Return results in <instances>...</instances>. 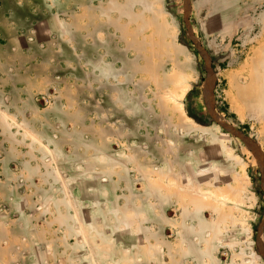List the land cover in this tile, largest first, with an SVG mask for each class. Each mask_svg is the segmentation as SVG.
Masks as SVG:
<instances>
[{"label": "crops", "instance_id": "1", "mask_svg": "<svg viewBox=\"0 0 264 264\" xmlns=\"http://www.w3.org/2000/svg\"><path fill=\"white\" fill-rule=\"evenodd\" d=\"M215 1L224 7V1L235 0ZM246 1L243 11L206 12L225 17L222 33L243 42V56L221 73L239 103V78L245 74L262 80L264 94V0ZM116 12L102 11L101 0H0V264H174V245L160 244L164 206L133 199L142 174L135 169L120 178L112 176L117 169L101 166L109 155L123 158L106 149L117 127L102 133L101 121L121 127L127 143L138 125L126 99L115 100L132 96L125 83L132 79L130 45L109 23ZM205 109L203 123L213 119L212 101ZM232 112L239 119L248 111L239 106ZM263 167L264 160L257 164L259 173ZM69 175L99 177L87 187L98 192L99 205L92 211L87 206L84 215L80 203L77 219L67 191L82 188L71 187ZM147 183L160 188L151 179Z\"/></svg>", "mask_w": 264, "mask_h": 264}, {"label": "rangeland", "instance_id": "2", "mask_svg": "<svg viewBox=\"0 0 264 264\" xmlns=\"http://www.w3.org/2000/svg\"><path fill=\"white\" fill-rule=\"evenodd\" d=\"M229 2L224 1L223 7L215 0H101L102 11H117L109 23L115 24L118 39L127 40L132 57L127 64L132 79L125 81L132 96H115V100L120 104V99H126L138 123L132 129L133 140L127 143L128 134L120 133L121 127L101 121L106 126L102 133L117 127L119 132L107 136L106 149L123 157L109 155L101 166L103 171L117 169L112 176L120 178L134 175L135 169L142 174L139 181L145 184L136 183L139 188L133 199L164 206L160 244L175 247L174 264H264V171L255 170L264 160L263 82L251 73L241 76L242 101L238 102L221 73L243 56V42L222 33L225 17L206 14L243 11L249 1ZM211 101L213 119L208 116V123H203L200 117L207 115L205 104L210 107ZM239 106L248 112L237 119L232 110ZM140 137L142 145L134 141ZM65 178L71 187L82 188L67 191L70 214L74 212L76 219L80 203L85 205L84 215L99 205L98 192L87 190L99 177ZM147 179L160 188L150 186ZM133 187L131 182L127 185L129 195ZM53 198H58V192H53ZM52 219L54 231H59L57 208Z\"/></svg>", "mask_w": 264, "mask_h": 264}, {"label": "bare ground", "instance_id": "3", "mask_svg": "<svg viewBox=\"0 0 264 264\" xmlns=\"http://www.w3.org/2000/svg\"><path fill=\"white\" fill-rule=\"evenodd\" d=\"M180 95V94H179ZM180 97H181V95H180ZM177 100V99H176ZM177 108H179V107H181V103L180 102H177ZM179 110H180V108H179ZM181 111V110H180Z\"/></svg>", "mask_w": 264, "mask_h": 264}, {"label": "trees", "instance_id": "4", "mask_svg": "<svg viewBox=\"0 0 264 264\" xmlns=\"http://www.w3.org/2000/svg\"><path fill=\"white\" fill-rule=\"evenodd\" d=\"M188 115H189V113H188ZM256 170V172H258V170L257 169H255ZM253 178V177H252ZM258 194H261V191L258 189L257 191H256ZM264 209V208H263Z\"/></svg>", "mask_w": 264, "mask_h": 264}]
</instances>
